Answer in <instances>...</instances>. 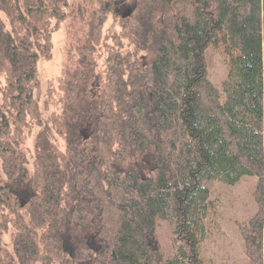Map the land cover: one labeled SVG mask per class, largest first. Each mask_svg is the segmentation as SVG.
Masks as SVG:
<instances>
[{
    "label": "trees",
    "instance_id": "obj_1",
    "mask_svg": "<svg viewBox=\"0 0 264 264\" xmlns=\"http://www.w3.org/2000/svg\"><path fill=\"white\" fill-rule=\"evenodd\" d=\"M89 5L46 115L38 66L53 58L69 0H0V176L31 187L20 203L0 186V261L203 264L211 186L256 178V212L238 228L248 263L264 264V0ZM218 51L220 88L209 79ZM151 151L148 176L124 168ZM161 221L177 236L173 254Z\"/></svg>",
    "mask_w": 264,
    "mask_h": 264
},
{
    "label": "rangeland",
    "instance_id": "obj_2",
    "mask_svg": "<svg viewBox=\"0 0 264 264\" xmlns=\"http://www.w3.org/2000/svg\"><path fill=\"white\" fill-rule=\"evenodd\" d=\"M89 2L90 0H69L70 7L66 12V22L54 38L53 58L50 61H40L39 63L38 78L42 87L41 110L46 115L53 111L50 105L49 111L45 110V104L50 102L47 92L50 81L60 75L64 68L72 69L77 60L75 48L90 18ZM227 72L228 57L223 51H218L210 71L211 83L220 88L221 83L227 77ZM87 133L84 131V134ZM33 136L34 133L24 138L23 150L25 152L34 150ZM155 161L156 157L151 151L144 156L134 157L123 165L125 169H132L142 177H146L155 167ZM10 184L2 175L0 176V186ZM255 184L256 178H243L233 187L219 183H214L211 186L210 210L208 219L201 222L203 236L198 248L203 264H249L245 254L244 241L238 227L256 212L251 195ZM10 186L20 203L26 201L30 196L31 187ZM158 232L163 245L170 248L172 254L175 253L179 244L173 228L166 221H161L158 225ZM3 243H6L3 249L14 260L10 234L5 236ZM2 260H6V256H2ZM0 264H5V262L0 261Z\"/></svg>",
    "mask_w": 264,
    "mask_h": 264
}]
</instances>
